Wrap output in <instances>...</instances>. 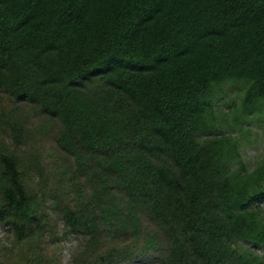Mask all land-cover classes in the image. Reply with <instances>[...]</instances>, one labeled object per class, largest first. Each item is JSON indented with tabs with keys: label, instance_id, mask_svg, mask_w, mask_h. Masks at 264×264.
I'll use <instances>...</instances> for the list:
<instances>
[{
	"label": "trees",
	"instance_id": "trees-1",
	"mask_svg": "<svg viewBox=\"0 0 264 264\" xmlns=\"http://www.w3.org/2000/svg\"><path fill=\"white\" fill-rule=\"evenodd\" d=\"M237 83L264 130V0H0V95L54 121L61 162L35 189L32 131L0 109V264H55L44 237L81 240L65 264H264V159L214 102Z\"/></svg>",
	"mask_w": 264,
	"mask_h": 264
},
{
	"label": "rangeland",
	"instance_id": "rangeland-1",
	"mask_svg": "<svg viewBox=\"0 0 264 264\" xmlns=\"http://www.w3.org/2000/svg\"><path fill=\"white\" fill-rule=\"evenodd\" d=\"M244 89V84L237 83L226 84L222 89L218 90L214 102L219 110V116L222 115L231 120L235 114H242L241 103ZM229 104L231 107H228ZM0 109L12 116L24 120L32 131L29 137V147L37 151L36 159H38L39 164H43V167H45L44 173H46V175L48 174V176L44 178L43 182H40L39 177L32 172L30 162L26 169L31 171L29 174L33 176V180L30 181L31 185H33L35 189L40 187L46 194L50 193L54 188H59L58 182L52 178V176H54L53 172H55L54 166L61 163L60 161L54 162L55 157L57 158L59 156L56 153L57 150L49 135L50 133H54V131H52L54 128V121L37 114L34 109L29 107L15 109L10 99L5 95H0ZM260 116L258 112L255 114L252 113L249 116L243 115L244 119L245 117L248 119L245 120V123H243L241 127L234 126L226 129L229 134L239 139L241 156L249 169L255 168L259 162L264 159V130L260 126V122H258ZM51 205L52 199L47 198L46 205L44 206L45 215L50 219V222H54L53 219L56 217V213L51 209ZM63 228V224L59 222L57 229L62 232ZM80 242L81 240H76V242L69 241L66 245L62 242L59 244L56 241H51L48 237H44L42 247L49 255L52 262L55 264H65L67 263L69 252L76 250ZM62 244H64V246ZM2 247L4 248L0 249V255L4 257L12 256L15 251L13 237L0 234V248ZM254 249L260 254H264V248L256 247Z\"/></svg>",
	"mask_w": 264,
	"mask_h": 264
}]
</instances>
